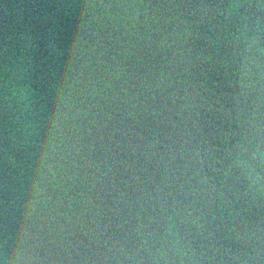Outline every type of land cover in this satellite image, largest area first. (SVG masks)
Returning a JSON list of instances; mask_svg holds the SVG:
<instances>
[{
  "label": "water",
  "instance_id": "obj_1",
  "mask_svg": "<svg viewBox=\"0 0 264 264\" xmlns=\"http://www.w3.org/2000/svg\"><path fill=\"white\" fill-rule=\"evenodd\" d=\"M0 264H264V0H0Z\"/></svg>",
  "mask_w": 264,
  "mask_h": 264
}]
</instances>
